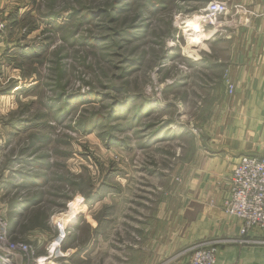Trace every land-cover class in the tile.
<instances>
[{"label":"rangeland","instance_id":"374dc122","mask_svg":"<svg viewBox=\"0 0 264 264\" xmlns=\"http://www.w3.org/2000/svg\"><path fill=\"white\" fill-rule=\"evenodd\" d=\"M242 7L0 0V225L27 250L11 264H133L159 180L228 96L216 40Z\"/></svg>","mask_w":264,"mask_h":264},{"label":"crops","instance_id":"0c3cea01","mask_svg":"<svg viewBox=\"0 0 264 264\" xmlns=\"http://www.w3.org/2000/svg\"><path fill=\"white\" fill-rule=\"evenodd\" d=\"M232 1L244 12L229 16L216 42L234 92L192 135L172 175L159 180L163 202L148 209L157 215L138 224L142 238L123 262L184 264L193 246L209 242L218 245L216 264H264V233H242V224L223 212L240 157H264V0Z\"/></svg>","mask_w":264,"mask_h":264},{"label":"built area","instance_id":"2783aa9c","mask_svg":"<svg viewBox=\"0 0 264 264\" xmlns=\"http://www.w3.org/2000/svg\"><path fill=\"white\" fill-rule=\"evenodd\" d=\"M226 10L225 3L214 2L208 6L207 15L219 16ZM226 91L232 95L233 85L228 83ZM223 212L228 218L242 224V233L252 228H258L264 233V157H240L231 172L229 191L223 200ZM0 226V264H11L13 251H22L23 248V252H27L26 246L14 244L11 247L6 224ZM217 246L209 242L196 244L184 264H216Z\"/></svg>","mask_w":264,"mask_h":264},{"label":"bare ground","instance_id":"6f19581e","mask_svg":"<svg viewBox=\"0 0 264 264\" xmlns=\"http://www.w3.org/2000/svg\"><path fill=\"white\" fill-rule=\"evenodd\" d=\"M204 17H200V16H194L193 18H191L189 21H187V24H186V26H185V28H186V30H187V32H190V31H194V33L195 34H197L196 35V37H197V39L196 40H201V39H203V40H207V35H205L203 32H202V29H201V24L199 23V21L201 20V19H203ZM202 23V22H201ZM208 23V22H207ZM209 23H210V21H209ZM206 37V38H205ZM195 41V40H194ZM78 207V206H77ZM76 208V207H75ZM81 211V209H75L73 212V215H72V217L68 220V226H70V225H72L75 221H76V215H78L79 214V212ZM68 226H66V227H68ZM65 227V228H66ZM61 237L63 236V233H61V235H60ZM55 248V250L57 249V248H59V247H57L56 246V244H55V246H54ZM52 251V250H51Z\"/></svg>","mask_w":264,"mask_h":264}]
</instances>
